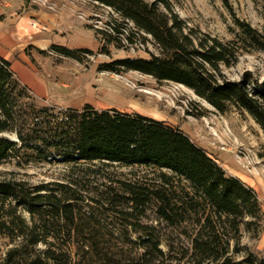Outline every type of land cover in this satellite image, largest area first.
<instances>
[{
  "label": "trees",
  "instance_id": "trees-1",
  "mask_svg": "<svg viewBox=\"0 0 264 264\" xmlns=\"http://www.w3.org/2000/svg\"><path fill=\"white\" fill-rule=\"evenodd\" d=\"M86 1L134 26L136 31L125 39L129 45L135 37L144 45L145 35L160 50L149 59L113 60L100 65V71L137 72L183 86L221 114L230 108L246 113L264 135V80L247 71L230 81L221 69L235 66L244 52L264 53L262 33L234 17V40L199 36L175 13L172 0ZM112 31L121 35L117 27ZM93 33L102 44L101 55L109 57L111 47H122L108 30ZM49 52L81 62L77 51L52 46ZM11 160L57 162L70 170L95 164L137 167L153 174L150 184L118 181L117 188L98 194L102 200L97 205L121 224L116 239L128 241L127 264H264V252L240 242L242 233L257 241L262 232L264 214L255 192L227 174L180 128L89 105L80 111L44 106L0 58V165ZM90 173L39 186L0 181V236L12 245L0 264H73L69 250L57 251L49 240L70 242L77 236L92 248L95 232L83 225L93 213L87 217L80 207ZM149 211L155 223L149 221Z\"/></svg>",
  "mask_w": 264,
  "mask_h": 264
},
{
  "label": "rangeland",
  "instance_id": "rangeland-1",
  "mask_svg": "<svg viewBox=\"0 0 264 264\" xmlns=\"http://www.w3.org/2000/svg\"><path fill=\"white\" fill-rule=\"evenodd\" d=\"M30 1V0H29ZM48 0H34L32 3L48 7ZM71 3L70 24H67L70 43L64 48L77 51L81 62L59 57L55 52L46 54L51 60L45 77L53 83L65 85V92L57 98L40 104L56 109H73L80 111L87 104L96 110H117L127 114H139L153 120L164 122L167 126L180 128L194 143L207 152H227L235 159H242L249 167L256 164L263 166L264 135L254 121L246 114L230 108L224 114L217 112L204 100L183 86L159 82L152 77L137 72H121L111 74L99 70L100 65L124 58L149 59L150 55H159L160 50L149 36L146 43L135 37L134 45L125 39L130 32H135L132 24H124L123 20L110 9L100 7L86 0H64ZM31 2V1H30ZM72 4L79 7L76 10ZM178 17L188 28L200 35L216 37L221 41H232L238 29L234 25V17L248 23L264 35V2L262 0H172ZM44 5V6H43ZM45 7V8H46ZM50 8V7H48ZM58 21V20H56ZM108 24V25H107ZM117 27L121 35L112 31ZM93 29H105L112 33L121 43V48L109 49L110 56L101 55V42L93 33ZM90 51L92 54H85ZM222 74L230 81H238L244 72L264 80V53L250 51L241 54L238 63L230 68L221 67ZM29 94L32 93L29 91ZM33 96V95H32ZM54 103L56 106H54ZM14 138L10 135H4ZM72 170H74L72 172ZM70 170L67 165L52 162L46 164L7 161L0 165V181H18L29 186L48 183H65L73 173L87 170L91 177L85 183V201L80 205L82 213L88 217L93 213L88 226L95 232V243L92 248L83 246V240L73 236L69 242L65 239L49 240L54 249L69 250L73 264H127L128 241L116 239L121 224L112 219L96 202H100L101 192L107 188H117V182H134L136 180L150 184L155 176L149 171L137 167L103 166L101 164L83 166ZM107 198L106 195H104ZM91 211V212H90ZM105 213V214H104ZM24 218L28 216L22 213ZM90 216V217H91ZM149 221L155 223L152 211L147 212ZM149 221H144L148 223ZM57 224L53 227L56 228ZM86 230V229H84ZM134 239V236H131ZM241 245L255 249L256 241L250 235L242 233ZM189 247V243H185ZM12 247L11 242L0 236V263L5 253ZM40 248H44L43 245ZM165 250V248H164ZM241 256H236L239 259ZM177 264V262H176Z\"/></svg>",
  "mask_w": 264,
  "mask_h": 264
},
{
  "label": "crops",
  "instance_id": "crops-1",
  "mask_svg": "<svg viewBox=\"0 0 264 264\" xmlns=\"http://www.w3.org/2000/svg\"><path fill=\"white\" fill-rule=\"evenodd\" d=\"M47 2L50 8L33 4L29 0H0V58L9 65L19 83L35 98L42 103L53 99L58 105L57 98L66 91L65 85L53 83L45 77L47 68L51 67V59L40 53H49L52 46L65 47L70 43L69 32L72 29L67 24L71 23V3L64 0ZM72 7L80 10L73 4ZM86 105L93 107L89 103ZM105 110L110 109L101 111ZM209 154L227 174L255 192L264 214V164L261 166L258 163L251 168L242 159H235L227 152ZM255 249L264 252V221Z\"/></svg>",
  "mask_w": 264,
  "mask_h": 264
},
{
  "label": "water",
  "instance_id": "water-1",
  "mask_svg": "<svg viewBox=\"0 0 264 264\" xmlns=\"http://www.w3.org/2000/svg\"><path fill=\"white\" fill-rule=\"evenodd\" d=\"M12 141H16V139H15V138H13V139H12Z\"/></svg>",
  "mask_w": 264,
  "mask_h": 264
},
{
  "label": "built area",
  "instance_id": "built-area-1",
  "mask_svg": "<svg viewBox=\"0 0 264 264\" xmlns=\"http://www.w3.org/2000/svg\"><path fill=\"white\" fill-rule=\"evenodd\" d=\"M31 2H33L34 0H30Z\"/></svg>",
  "mask_w": 264,
  "mask_h": 264
}]
</instances>
